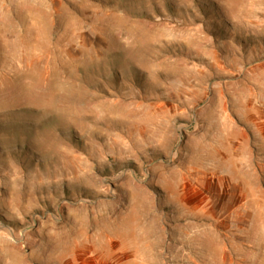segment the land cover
Here are the masks:
<instances>
[{
	"label": "rangeland",
	"instance_id": "374dc122",
	"mask_svg": "<svg viewBox=\"0 0 264 264\" xmlns=\"http://www.w3.org/2000/svg\"><path fill=\"white\" fill-rule=\"evenodd\" d=\"M0 264H264V0H0Z\"/></svg>",
	"mask_w": 264,
	"mask_h": 264
},
{
	"label": "bare ground",
	"instance_id": "6f19581e",
	"mask_svg": "<svg viewBox=\"0 0 264 264\" xmlns=\"http://www.w3.org/2000/svg\"><path fill=\"white\" fill-rule=\"evenodd\" d=\"M23 3V2H22ZM19 4V3H18ZM22 6V5H21ZM39 6V5H38ZM37 7V6H36ZM42 7V6H40ZM23 8H24V5H23ZM24 11V10H23ZM20 12V11H19ZM44 16V15H43ZM39 17V16H38ZM7 20V19H6ZM35 26V25H34ZM23 28V27H22ZM20 32V31H19ZM18 34V33H17ZM10 42V41H9Z\"/></svg>",
	"mask_w": 264,
	"mask_h": 264
}]
</instances>
